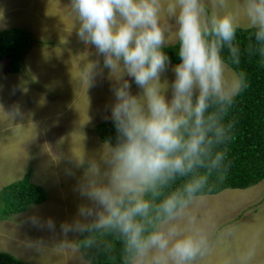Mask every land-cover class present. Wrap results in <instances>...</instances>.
<instances>
[{
    "label": "clouds",
    "instance_id": "9594fccd",
    "mask_svg": "<svg viewBox=\"0 0 264 264\" xmlns=\"http://www.w3.org/2000/svg\"><path fill=\"white\" fill-rule=\"evenodd\" d=\"M71 10L79 22L78 38L95 47L103 56V68L119 83L111 106L119 143L108 147L102 161H86L77 191L87 202L79 206L78 219L61 223L60 229L65 235L83 232L81 221L93 220L96 228L116 230L125 238V251L133 264H192L204 241L181 236L176 225L161 229L155 222L161 217L164 222L176 219L207 183L208 174L185 186L186 197L173 194L161 201L155 217L150 216L152 202L146 193L152 190L158 195V183L204 166L205 158L212 167L224 159L223 151L213 150L231 129V124L223 123L224 117L245 86L243 74L231 86L225 79V46L233 62L239 63V49L233 43L235 17L202 21V0H71ZM163 13L175 18L181 58L172 68L170 100L167 85L161 83L170 66L163 50L169 43ZM247 16L257 41L264 42V0H248ZM99 68L98 62L84 68L81 80L87 89L102 75ZM125 75L134 78L142 95L132 94ZM77 158L82 165L84 156ZM30 222L42 230L56 228L52 218L42 221L34 216Z\"/></svg>",
    "mask_w": 264,
    "mask_h": 264
},
{
    "label": "rangeland",
    "instance_id": "374dc122",
    "mask_svg": "<svg viewBox=\"0 0 264 264\" xmlns=\"http://www.w3.org/2000/svg\"><path fill=\"white\" fill-rule=\"evenodd\" d=\"M248 0H202L205 15H232L240 28H252L247 16ZM168 26V41L176 38L175 18L162 14ZM79 22L71 0H0V32L12 28L29 31L35 42L24 58V71L8 73V61L0 63V195L1 191L32 171L35 184L44 187L47 201L0 223V251L29 264H89L77 241L82 232L62 233L60 224L78 219V208L86 198L77 191L89 159L102 161L109 143L94 129L112 120L116 102L113 89L119 86L103 56L77 36ZM98 62L97 75L87 89L81 76L84 68ZM170 64L161 75L165 94L172 97L175 80ZM131 92L142 95L134 78ZM231 86L237 74L225 65ZM84 156L81 165L77 157ZM176 219L164 222L179 228L181 236L204 241L192 264H264V181L245 190L227 189L217 195L191 200ZM52 218L55 231L33 226L32 217ZM87 228L93 220H82Z\"/></svg>",
    "mask_w": 264,
    "mask_h": 264
},
{
    "label": "trees",
    "instance_id": "16d2710c",
    "mask_svg": "<svg viewBox=\"0 0 264 264\" xmlns=\"http://www.w3.org/2000/svg\"><path fill=\"white\" fill-rule=\"evenodd\" d=\"M35 42L32 34L22 28H12L0 32V63L8 61V73L24 71V58ZM234 45L239 49V63H234L228 47L222 49L226 65L238 76H244L241 91L234 97L233 103L224 117L225 125L231 124L225 139L215 146L214 152L223 151L224 159L212 167L209 158L204 166H197L187 175H176L167 183H158L156 192L149 190L146 198L152 202L150 216H156L157 206L173 194L185 196V186L199 177L208 174L204 184L188 200L196 197L217 195L227 189L245 190L264 181V42L257 41L256 29L237 27ZM170 58V64L181 62L178 41L164 47ZM95 131L102 141L113 147L119 143L118 133L113 120L99 124ZM223 177V179H222ZM44 187L32 180V171L23 179L1 191L0 223L29 211L34 205L47 201ZM164 218L155 222L161 227ZM149 231L152 225H149ZM77 247L89 264H133L132 257L125 251V238L116 230L96 228L89 225L80 235ZM0 264H29L10 253L0 251Z\"/></svg>",
    "mask_w": 264,
    "mask_h": 264
},
{
    "label": "crops",
    "instance_id": "0c3cea01",
    "mask_svg": "<svg viewBox=\"0 0 264 264\" xmlns=\"http://www.w3.org/2000/svg\"><path fill=\"white\" fill-rule=\"evenodd\" d=\"M193 201V200H192ZM185 208V207H184ZM184 208L182 209V210H180V212L183 214V212H185L184 214H183V216L184 215H186L187 213L186 212H188V211H186V210H184ZM168 223V222H167Z\"/></svg>",
    "mask_w": 264,
    "mask_h": 264
}]
</instances>
